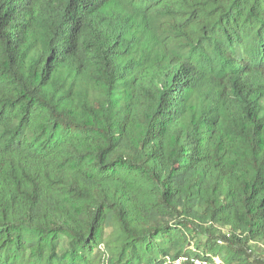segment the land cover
Returning <instances> with one entry per match:
<instances>
[{
	"label": "trees",
	"instance_id": "16d2710c",
	"mask_svg": "<svg viewBox=\"0 0 264 264\" xmlns=\"http://www.w3.org/2000/svg\"><path fill=\"white\" fill-rule=\"evenodd\" d=\"M183 253L264 264V0H0V264Z\"/></svg>",
	"mask_w": 264,
	"mask_h": 264
},
{
	"label": "built area",
	"instance_id": "2783aa9c",
	"mask_svg": "<svg viewBox=\"0 0 264 264\" xmlns=\"http://www.w3.org/2000/svg\"><path fill=\"white\" fill-rule=\"evenodd\" d=\"M172 264H225L218 256H204L194 253H183L172 260Z\"/></svg>",
	"mask_w": 264,
	"mask_h": 264
},
{
	"label": "rangeland",
	"instance_id": "374dc122",
	"mask_svg": "<svg viewBox=\"0 0 264 264\" xmlns=\"http://www.w3.org/2000/svg\"><path fill=\"white\" fill-rule=\"evenodd\" d=\"M64 233H65L67 236H69V233H68V232H65V231H64Z\"/></svg>",
	"mask_w": 264,
	"mask_h": 264
}]
</instances>
